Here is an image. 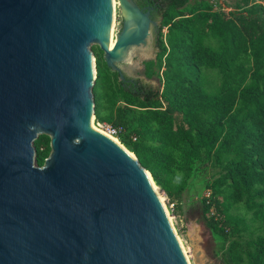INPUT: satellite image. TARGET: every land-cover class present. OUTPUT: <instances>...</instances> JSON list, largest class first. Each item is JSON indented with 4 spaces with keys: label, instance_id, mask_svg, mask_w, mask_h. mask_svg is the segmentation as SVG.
I'll return each mask as SVG.
<instances>
[{
    "label": "water",
    "instance_id": "obj_1",
    "mask_svg": "<svg viewBox=\"0 0 264 264\" xmlns=\"http://www.w3.org/2000/svg\"><path fill=\"white\" fill-rule=\"evenodd\" d=\"M117 1L111 44L113 0H0V264H188L149 172L90 124V46L124 80L116 64L156 26Z\"/></svg>",
    "mask_w": 264,
    "mask_h": 264
},
{
    "label": "trees",
    "instance_id": "obj_2",
    "mask_svg": "<svg viewBox=\"0 0 264 264\" xmlns=\"http://www.w3.org/2000/svg\"><path fill=\"white\" fill-rule=\"evenodd\" d=\"M134 1L159 19L158 52L144 63L159 88L120 80L94 46L95 121L123 129L117 139L167 195L199 188L225 264H264V0H236L231 11L211 0ZM33 148L41 167L50 138Z\"/></svg>",
    "mask_w": 264,
    "mask_h": 264
},
{
    "label": "rangeland",
    "instance_id": "obj_3",
    "mask_svg": "<svg viewBox=\"0 0 264 264\" xmlns=\"http://www.w3.org/2000/svg\"><path fill=\"white\" fill-rule=\"evenodd\" d=\"M211 1L215 3L216 6L222 7L226 11H231L232 9L230 7H234L236 3V0ZM116 4V10H114V25L111 34V40L113 41L120 33L122 21L124 20L123 12L118 7L119 3L117 0ZM153 20L156 22V26H151L150 35L146 40V44L144 46L130 48L125 54L124 60L118 62L116 66L120 68L124 76L133 80H138L144 85L158 89L159 83L156 78L147 79L144 76V63L149 60H153L158 52L156 47V36L158 32L159 19L153 18ZM94 46L95 45L90 46L91 51ZM91 126L104 133L101 131L102 129H100L95 120L91 123ZM110 138L121 144L117 138L111 136ZM156 189L161 197L165 213H167V218L169 217L168 220L170 221L174 234L176 235L181 249L186 256L187 263L225 264L219 254L218 245L213 239L203 218V205L201 203V197L198 194L199 188H188L183 191L173 189V193L170 196L160 190L157 186ZM205 196H208V193H206Z\"/></svg>",
    "mask_w": 264,
    "mask_h": 264
},
{
    "label": "bare ground",
    "instance_id": "obj_4",
    "mask_svg": "<svg viewBox=\"0 0 264 264\" xmlns=\"http://www.w3.org/2000/svg\"><path fill=\"white\" fill-rule=\"evenodd\" d=\"M116 6H117V4H116V0H113V9L114 10H116ZM113 43V40H111V44ZM94 120H95V117L94 116H91V119H90V124L92 123V122H94ZM100 132V131H99ZM102 133V132H101ZM102 134H104L105 136H107L108 138H110V136H108L107 134H105V133H102ZM111 140H113L114 142H116L114 139H112V138H110ZM117 143V142H116ZM146 175H147V178H148V180H149V182L151 183V186L153 187V190L155 191V193H156V195H157V197H158V199H159V201H160V203H161V205L163 206V208H164V205H163V202L161 201V197L159 196V193H158V191H157V189H156V185H155V183H154V181H153V179H152V177H151V175L149 174V173H146ZM165 209V208H164ZM165 211V210H164ZM166 215H167V213H165ZM168 219H169V217H168ZM170 222V221H169ZM185 258H186V256H185Z\"/></svg>",
    "mask_w": 264,
    "mask_h": 264
},
{
    "label": "built area",
    "instance_id": "obj_5",
    "mask_svg": "<svg viewBox=\"0 0 264 264\" xmlns=\"http://www.w3.org/2000/svg\"><path fill=\"white\" fill-rule=\"evenodd\" d=\"M97 124L100 127V129H102L101 131H103L104 133H106L108 136L111 137L117 138L119 134L123 132V129L121 127H115L112 125L100 124V123Z\"/></svg>",
    "mask_w": 264,
    "mask_h": 264
},
{
    "label": "flooded vegetation",
    "instance_id": "obj_6",
    "mask_svg": "<svg viewBox=\"0 0 264 264\" xmlns=\"http://www.w3.org/2000/svg\"><path fill=\"white\" fill-rule=\"evenodd\" d=\"M139 8H141V9H143L144 11H149V13H150V17L153 19V18H157V17H155V14H154V8L153 7H151V6H149L148 4L147 5H144V6H142V7H139Z\"/></svg>",
    "mask_w": 264,
    "mask_h": 264
}]
</instances>
